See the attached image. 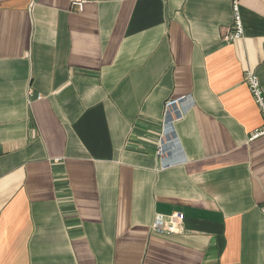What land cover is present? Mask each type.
I'll list each match as a JSON object with an SVG mask.
<instances>
[{
  "label": "crops",
  "instance_id": "obj_1",
  "mask_svg": "<svg viewBox=\"0 0 264 264\" xmlns=\"http://www.w3.org/2000/svg\"><path fill=\"white\" fill-rule=\"evenodd\" d=\"M239 2L228 42L227 0H0V264H264V0Z\"/></svg>",
  "mask_w": 264,
  "mask_h": 264
},
{
  "label": "built area",
  "instance_id": "obj_2",
  "mask_svg": "<svg viewBox=\"0 0 264 264\" xmlns=\"http://www.w3.org/2000/svg\"><path fill=\"white\" fill-rule=\"evenodd\" d=\"M232 9H233V26L229 32L224 34V40L231 42L244 37V21L242 19V7L240 6L239 0H227ZM87 0H72V7L74 9H78V11H83ZM246 84L248 86L250 94L254 99V102L259 108L261 113L263 125L260 128H257L250 135V141L256 140V138H260L264 136V91L261 86L260 79L257 74L253 71H247L244 77ZM185 97L182 99H171L168 100L166 108H172L181 103ZM164 145H160L156 151V155L160 158H163L164 155ZM170 165L168 163H164L162 165V169H168ZM185 220V216L181 213H173L171 216L159 218L157 222L153 225V230L155 232H160L164 234H172V233H180L183 231V222Z\"/></svg>",
  "mask_w": 264,
  "mask_h": 264
}]
</instances>
